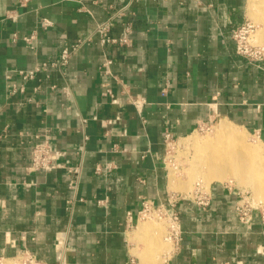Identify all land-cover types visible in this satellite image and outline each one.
<instances>
[{
	"label": "crops",
	"instance_id": "0c3cea01",
	"mask_svg": "<svg viewBox=\"0 0 264 264\" xmlns=\"http://www.w3.org/2000/svg\"><path fill=\"white\" fill-rule=\"evenodd\" d=\"M126 3L110 34L129 26V43L101 44L95 25ZM249 5L0 0L2 259L27 251L45 264H264L258 210L241 222L238 189L229 184L202 189L205 207L171 190L164 140L166 133L188 136L213 118L264 137V57L238 55L230 36ZM89 34L65 65H50ZM35 67L32 78L20 74ZM45 138L52 166L28 169L31 146ZM143 201L178 214V241L165 235L169 247H148L140 231Z\"/></svg>",
	"mask_w": 264,
	"mask_h": 264
},
{
	"label": "built area",
	"instance_id": "2783aa9c",
	"mask_svg": "<svg viewBox=\"0 0 264 264\" xmlns=\"http://www.w3.org/2000/svg\"><path fill=\"white\" fill-rule=\"evenodd\" d=\"M27 1V0H24ZM128 10V3L123 5L122 7L116 9L115 11H111L107 18L104 21L98 22L95 25L94 33L99 36V41L101 44L108 43H119V44H128L130 41L129 26L125 27V31L120 36H112L110 34L111 28L114 25L116 18L123 17ZM50 24V21L47 19H42V25L47 26ZM256 30V26L252 23V21L245 19L240 25L236 26L231 30L230 36L235 44V51L238 55L246 58L247 60H260L264 57V42L262 43H252L251 37ZM32 38L31 36L24 37L26 41H29ZM92 38V35H86L83 37H78L75 39L70 47H65L60 55L59 61H53L50 63L51 66H63L67 63L69 56L71 53L76 51L81 45L88 43ZM110 64V60H106L104 62V66H108ZM47 64L44 63L43 67L46 68ZM40 68L35 67L33 69L20 71V74L24 79L32 78L36 71ZM52 89L55 88V85L51 86ZM138 109L141 107V103L138 101H133ZM206 125H201L197 129H202ZM164 140L166 145H170L174 140L170 136L169 133H166L164 136ZM52 144L48 138H45L44 141L34 143L31 146V161L28 166L30 170H48L50 169L51 159H52ZM100 171L101 168L98 167L97 171ZM202 187L198 185L191 191L190 195L195 199L196 203L205 207L209 202V196L202 191ZM245 191L238 189V199L235 204V211L238 219L243 223H248L253 218V211L257 209L259 212L261 223L264 227V207L257 203H253L249 197L246 195ZM140 217L142 219H157L163 220L166 222V239L169 241H178L179 239V216L177 213H168L163 207H154L150 204L149 201H143L142 209L140 211ZM57 246H62L63 240L62 238L57 239ZM24 259V263L26 264H45L43 261L37 259L32 253L24 252L20 255ZM0 260L2 258L0 257ZM215 264H231L230 262H219Z\"/></svg>",
	"mask_w": 264,
	"mask_h": 264
},
{
	"label": "bare ground",
	"instance_id": "6f19581e",
	"mask_svg": "<svg viewBox=\"0 0 264 264\" xmlns=\"http://www.w3.org/2000/svg\"><path fill=\"white\" fill-rule=\"evenodd\" d=\"M257 0H249L250 16L254 20L264 21V6L261 5V13L258 14ZM264 3V1H263ZM259 7L257 9H260ZM252 38V37H251ZM253 38L251 39V42ZM254 43V42H252ZM217 133L213 139L199 140L192 137L193 157L190 160V180L178 185L180 190H188L192 178L195 180L211 181L227 180L230 177L238 181H244L256 189L259 200L264 201V157L257 166L244 162L249 154L264 153V144L249 145L244 141L243 135L224 119H218L215 123ZM235 146V148H234ZM192 152V151H191ZM189 159V158H188ZM179 184V183H178ZM183 192V191H182ZM185 193V192H184ZM141 231L147 232V225H141ZM160 245V244H159ZM7 259L6 262H9Z\"/></svg>",
	"mask_w": 264,
	"mask_h": 264
},
{
	"label": "rangeland",
	"instance_id": "374dc122",
	"mask_svg": "<svg viewBox=\"0 0 264 264\" xmlns=\"http://www.w3.org/2000/svg\"><path fill=\"white\" fill-rule=\"evenodd\" d=\"M257 7L255 6L254 9L258 10L257 13L260 14L261 12V5L264 6L263 1L264 0H257ZM260 9H257V8ZM250 8V5H249ZM247 20L252 19L253 22L257 25L256 26V31L252 35V38L257 39V43H262L264 39V21L261 19L259 20H254L251 16L250 13L245 17ZM250 18V19H249ZM251 21V20H250ZM253 42V41H252ZM218 119L213 118L206 126H204L202 129H196L194 132H192L190 135L185 136L183 138H180L178 140H174L170 145L167 146V168L169 171V187L171 190L175 191H183V192H188L187 194H191L190 191H193L195 187L198 185L200 188L202 187L203 189H207L208 186L211 183L219 182V183H224V184H229L233 187H236L237 189H241L242 191H245L249 199L255 204H259L262 207H264V201L259 200L257 196V190L254 189L251 184L244 182V181H238L236 178L230 177L227 180H222V181H211L208 183H205L204 181L202 182L201 180H198L196 178L195 180L192 178L191 186L188 190H180L178 185L185 181H189L191 178L189 177L190 175V160L193 157V147H192V137H199V140H205L207 138H215L217 129L215 126V123ZM228 120V119H227ZM231 127L235 128L237 131H239L243 137L244 141L247 142L249 145H257V144H264V137H259L256 134H254L250 129H247L244 126L238 125L236 123L231 122ZM205 138V139H204ZM235 148V146H234ZM192 151V152H191ZM264 151V150H263ZM264 153H258V154H249L244 162L257 166L263 160ZM189 158V159H188ZM262 176L264 178V172L262 173ZM179 183V184H178ZM182 192V193H183ZM186 194V193H183ZM147 225V232L141 231V225ZM166 222L163 220H157V219H147L144 222L140 224V231L145 233L147 235L148 239V247L149 248H157L159 247V244H165L166 247H169V243L164 240V236L166 235ZM142 235V234H141ZM0 264H25L24 259L20 256L14 257L10 259L9 262H6L5 259L0 260ZM27 264V263H26Z\"/></svg>",
	"mask_w": 264,
	"mask_h": 264
}]
</instances>
